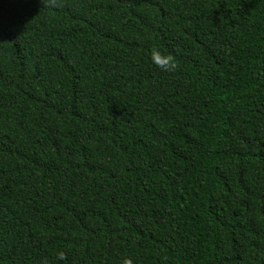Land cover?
Instances as JSON below:
<instances>
[{
    "label": "trees",
    "instance_id": "trees-1",
    "mask_svg": "<svg viewBox=\"0 0 264 264\" xmlns=\"http://www.w3.org/2000/svg\"><path fill=\"white\" fill-rule=\"evenodd\" d=\"M125 259L264 264V0H0V264Z\"/></svg>",
    "mask_w": 264,
    "mask_h": 264
},
{
    "label": "clouds",
    "instance_id": "clouds-1",
    "mask_svg": "<svg viewBox=\"0 0 264 264\" xmlns=\"http://www.w3.org/2000/svg\"><path fill=\"white\" fill-rule=\"evenodd\" d=\"M159 55L158 50L153 49L152 50V58L153 61L159 64V61L157 60V56ZM160 67H162L164 70H171L172 68L175 67L174 63L171 61V59L169 58L168 62L166 64L163 65H159ZM58 259L63 260L64 259V253L60 252L58 254ZM123 264H132L131 260L125 259L123 261Z\"/></svg>",
    "mask_w": 264,
    "mask_h": 264
}]
</instances>
